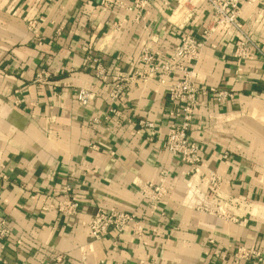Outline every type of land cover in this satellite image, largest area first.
<instances>
[{"label":"crops","instance_id":"1","mask_svg":"<svg viewBox=\"0 0 264 264\" xmlns=\"http://www.w3.org/2000/svg\"><path fill=\"white\" fill-rule=\"evenodd\" d=\"M116 1L135 2L0 0V219L12 228L0 264H264V55L237 59L241 35L230 26L205 37L203 1L148 0L140 22L103 5ZM239 21L264 52V0L241 4ZM185 35L203 44L189 68L200 89L189 137L204 160L194 177L163 150L176 110L168 87L179 76L165 84L135 76L146 70L145 48L168 60ZM121 75L130 83L114 103ZM79 89L95 93L89 106ZM224 91L234 99L217 102ZM145 121L156 126L153 142ZM211 172L222 180L224 214L203 209L215 207L204 180ZM150 184L167 191L161 202L148 198ZM72 200L77 212L62 213ZM99 209L137 214L143 235L129 227L94 241L87 224ZM239 248L262 261H237Z\"/></svg>","mask_w":264,"mask_h":264},{"label":"built area","instance_id":"2","mask_svg":"<svg viewBox=\"0 0 264 264\" xmlns=\"http://www.w3.org/2000/svg\"><path fill=\"white\" fill-rule=\"evenodd\" d=\"M198 1L205 2L211 8V27L205 31V37L217 32L222 27L230 26L237 30L241 35L235 50V57L243 61L254 60L256 55L260 53L264 55L261 47L254 42L250 33L243 30L239 21L241 4L251 2L252 0H185L184 4H192ZM148 4V0H135L133 5H123L120 2L108 4L103 2L104 6H117L126 9L128 12L136 13V21L143 20V10ZM202 42L197 41L190 35H185L181 44L175 49L173 54L168 60H163L160 53L153 52L145 48L142 52L141 60L146 66V70L138 72L135 76L143 81H147L150 77L157 78L162 84L168 82L172 77L174 81L169 83V101L176 107V110L171 112V117L174 122L171 123L165 142L163 143V150L169 153L176 160L186 164L190 168L191 176L199 175L200 168L203 166L202 150L200 146L192 141L189 137V132L192 127L193 119L199 110L198 95L200 89L192 80L189 68L192 63L199 60ZM90 61V60H89ZM96 62V60H95ZM48 74L44 71L38 75V82H44ZM96 79L105 82L107 80V69L100 63L95 67ZM114 87L112 89L110 98L114 103H123L124 96L129 85V78L121 75L113 78ZM78 102L87 107L95 98V93L79 89L76 91ZM234 99V94L224 91L219 92L217 102L223 103ZM119 114L118 111H113ZM142 128L146 131L148 140L153 142L156 137V126L150 121L141 123ZM4 166H0V179L7 180L3 174ZM207 184V189L212 197L215 207L203 208L207 212L213 214H224L223 207L221 206L219 189L222 180L216 174L211 172L209 175L204 176ZM149 199L152 202H161L167 191L162 185L150 184ZM79 208V203L76 200L69 201L60 207V211L66 215H74ZM158 210V206H153L152 212ZM142 223L143 220L135 213L123 212L117 209L107 210L99 209L98 212L92 216L87 224L90 231V236L94 241L106 239L112 233L121 234L127 228L133 227L136 234L142 236ZM12 237V228L6 219H0V246L1 249L5 248L6 243ZM237 261L241 260H257L262 261V253L258 250L247 248H239L234 254ZM60 261L61 258H58ZM4 264H8L7 262Z\"/></svg>","mask_w":264,"mask_h":264}]
</instances>
